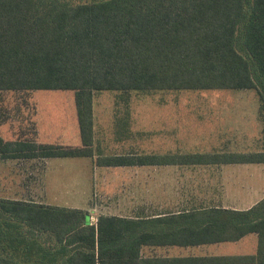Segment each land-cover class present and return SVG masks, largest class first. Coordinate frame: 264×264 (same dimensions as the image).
I'll list each match as a JSON object with an SVG mask.
<instances>
[{
	"label": "trees",
	"instance_id": "16d2710c",
	"mask_svg": "<svg viewBox=\"0 0 264 264\" xmlns=\"http://www.w3.org/2000/svg\"><path fill=\"white\" fill-rule=\"evenodd\" d=\"M75 91L82 144L0 134V161L95 155V94L255 89L264 121V0H0L4 94ZM17 110H19L17 108ZM264 130V129H263ZM96 156V155H95ZM98 166L264 163L261 150L98 155ZM257 235L254 253L146 256ZM0 264H264V197L244 209L194 205L149 217L0 196Z\"/></svg>",
	"mask_w": 264,
	"mask_h": 264
},
{
	"label": "rangeland",
	"instance_id": "374dc122",
	"mask_svg": "<svg viewBox=\"0 0 264 264\" xmlns=\"http://www.w3.org/2000/svg\"><path fill=\"white\" fill-rule=\"evenodd\" d=\"M3 104L10 115L3 121L0 114V134L5 139H15L24 130L27 136L43 142L48 138L46 132L54 131V139L44 142L82 144L79 135L75 140V131L71 142L63 141L60 135L67 130V119L73 122L76 113L74 90L9 92L4 94ZM259 105L255 89L132 92L129 101L117 98L115 91L98 92L94 98L95 155L258 151L264 146ZM95 155L92 165L97 167ZM64 159L63 166L51 163L47 184L38 162L0 161V196L64 202L65 195L77 191L76 181L92 166L85 167L89 157ZM97 168L93 174L96 185L88 190L92 198L88 203L83 197L75 199L85 204L76 207L87 209L93 223L101 214L148 217L198 204L244 209L264 197V163ZM84 185L90 188L92 184ZM256 246L257 235L250 233L238 241L202 246H145L143 253L151 257L244 254L254 253Z\"/></svg>",
	"mask_w": 264,
	"mask_h": 264
},
{
	"label": "crops",
	"instance_id": "0c3cea01",
	"mask_svg": "<svg viewBox=\"0 0 264 264\" xmlns=\"http://www.w3.org/2000/svg\"><path fill=\"white\" fill-rule=\"evenodd\" d=\"M64 121H66V120H64ZM72 124H73V126L71 127ZM65 125H67V127L65 126L67 128V130L60 134V135H63V141L71 142L72 141V137L74 135V131H75V134L77 135V138L75 140H79V138H78V135H79L80 136V143H82L81 135H80V129H79V123H78V117H77V108H76L75 116L73 117V122L70 123V121L68 122V119H67V121L65 122ZM39 135H42V133H39ZM53 135H55L54 131L46 132V136L48 137V138H46V140L49 141V139H51V141H52L54 139ZM46 140H42V141L44 142ZM45 143H48V142H45ZM49 143H52V142H49ZM64 145L75 146L73 144H64ZM80 145H77V146H80ZM86 157L91 158L90 161H89V159L85 160ZM64 158H68V157L32 158V159H30V162H31V164L33 162H38L36 165H40L42 167L41 171H43L42 173L44 174L43 175V181H44L45 184H47L48 182H46V181L48 179H47L46 174L48 172V168L50 167L51 163H55V162L58 163L59 162V166H63L64 162H65V161H63V160H65ZM70 158H72V159H75V158L84 159L85 160L84 161L85 162V167L88 166V164L91 166L93 164V161H94V157H92V156H79V157H70ZM169 165H171V164H169ZM97 167H99V166L97 165ZM97 167L92 165L91 168H89L88 173L85 172L83 178L82 179H78L76 181L77 182L76 184H78V186L76 188L77 191L76 190L75 191L71 190L70 193L65 195V197H64L65 201L64 202H56V203H54V205H61V206H68V207H75V208H80V207H76V205H85L84 203L76 202L75 201L76 197L79 198V199H81L83 197L85 203H88V201L92 198L91 197L92 194L88 190L91 191L93 189V187L96 185V179H94V175L93 174L98 169ZM124 167H127V166H124ZM86 174H87V176H85ZM85 182H88V183L92 184V185L89 186L90 188H87L84 185ZM46 188L49 189V187L47 185H46ZM73 189H75V188H73ZM39 202H41V201H39ZM78 203H81V204H78ZM45 204H53V203L49 202V203H45ZM177 211H179V210H177ZM174 212H175V210H174ZM120 216L136 218V217H132V216H128V215H120ZM90 221H91V219H90ZM158 247L171 248V247H183V246H179V245H165V246H158ZM188 247H191V246H188Z\"/></svg>",
	"mask_w": 264,
	"mask_h": 264
},
{
	"label": "built area",
	"instance_id": "2783aa9c",
	"mask_svg": "<svg viewBox=\"0 0 264 264\" xmlns=\"http://www.w3.org/2000/svg\"><path fill=\"white\" fill-rule=\"evenodd\" d=\"M91 223H93V222L91 221Z\"/></svg>",
	"mask_w": 264,
	"mask_h": 264
}]
</instances>
